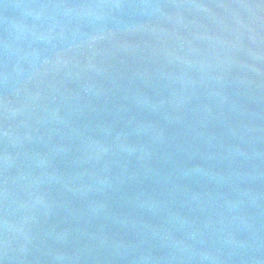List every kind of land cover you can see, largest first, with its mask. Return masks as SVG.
<instances>
[{"label": "water", "instance_id": "water-1", "mask_svg": "<svg viewBox=\"0 0 264 264\" xmlns=\"http://www.w3.org/2000/svg\"><path fill=\"white\" fill-rule=\"evenodd\" d=\"M0 264H264V0H0Z\"/></svg>", "mask_w": 264, "mask_h": 264}]
</instances>
